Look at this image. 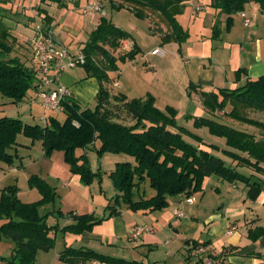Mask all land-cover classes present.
<instances>
[{"label":"trees","instance_id":"16d2710c","mask_svg":"<svg viewBox=\"0 0 264 264\" xmlns=\"http://www.w3.org/2000/svg\"><path fill=\"white\" fill-rule=\"evenodd\" d=\"M40 1L64 6L63 0ZM108 1L112 9L128 8L137 17L149 18L152 22L151 30L153 33L159 32L164 42L181 43L187 36L178 16L190 0ZM210 1L220 14L228 16L230 23L233 15L244 11L250 2L259 4L264 10V0ZM7 2L8 0H0V107L4 104V97L9 98L10 103H20L28 99L29 89L39 91L41 87L38 70L34 66H28L27 60H23L21 56L4 58L5 54L15 50L14 44L19 41L5 19L8 17L5 15L7 8L3 5ZM39 9L44 18V25L40 30L52 29L50 24L54 18L46 8L40 6ZM218 30L216 27V32ZM130 37V32L102 15L81 49L86 58L83 66L87 75L95 77L99 82L96 104L93 107L84 106L72 97L66 98L62 110L66 114L65 119L60 121L56 116L50 115L46 117L44 124L25 122L19 117L1 116L0 162L13 164L20 157L14 150L18 144V136L22 134L33 142L41 140L47 155L55 150L63 151L70 170L78 173L81 180L89 184L96 175L91 168L89 149H94L97 154L108 151L127 154L134 161L117 162L110 174L117 191L106 206L110 216L119 214L124 205L131 211L164 210L169 206L171 197L194 196L202 190L205 178L213 175L230 183H244L248 188L247 198L255 200L263 189L264 181V123L249 117L246 111L264 112V75L248 77L244 84L236 88L205 92L204 101L210 112L215 114L222 111L227 117L254 125L263 132L257 136L232 126L226 120L195 116V127H207L212 134L225 138L226 147L221 148L179 125L174 111L161 109L150 93L134 97L120 91L113 95L110 93L109 81H113L111 75L121 70L119 61L135 58L139 53L137 45L119 53ZM31 58L30 55L29 62ZM240 75L239 71L237 76ZM227 106L230 107L229 111L225 110ZM122 111L124 114L120 113ZM185 135L195 137L199 144L189 141ZM215 150H221L236 163L228 162ZM242 168H250L251 173L243 172ZM146 180L150 182L153 193L150 196L139 194L137 197L139 186ZM29 181L31 186L37 187L41 192L40 200L24 201L17 184L0 188V240L7 236L14 241L11 255L1 257L9 264H34L38 252L49 251L56 242L53 230L58 225L49 224L47 214H41L39 208L53 201L57 192L37 174H32ZM67 216L73 222L64 229H72L76 233L90 230L105 219L73 211ZM248 235L253 240L260 238L264 236V227L250 229ZM59 259L70 264H89L93 261L109 264H153L108 255L87 247L72 246H66L59 253Z\"/></svg>","mask_w":264,"mask_h":264},{"label":"rangeland","instance_id":"374dc122","mask_svg":"<svg viewBox=\"0 0 264 264\" xmlns=\"http://www.w3.org/2000/svg\"><path fill=\"white\" fill-rule=\"evenodd\" d=\"M196 1L203 4L200 10H196L192 5ZM63 3L64 6L55 2L43 3L40 0H8L3 5L7 8L5 15L8 17L5 19L20 42L17 41L18 43L14 44L15 50L10 54H5L4 58L21 56L23 60L28 61V66H34L38 70L39 77H41L38 64L32 61V58L29 62V56L33 51L32 39L34 35L41 32L40 27L44 25L40 6L46 8L54 18L50 28L53 30L55 41L72 57L81 54V49L88 40L90 32L103 15L131 33V37L124 43L119 53L130 50L133 45H137L140 49L135 58L119 61L121 70L118 73L113 72L111 75L113 81H109L112 95L117 91L129 97L146 96L150 93L155 97L161 109L167 112L174 111L179 125L202 136L204 141L216 143L221 148L226 147L225 138L212 134L207 127H195V116L204 115L226 120L232 126L255 133L257 136L263 133L260 128L231 119L222 111L215 114L210 112L204 101L205 92L232 89L245 82L240 83L237 76L239 71L241 75H245L247 72L245 65H237V69L231 71L234 67L230 65L226 41L241 46L243 49L241 59L244 64L248 61L252 62L259 56L263 57L264 11L259 4L250 2L246 5L244 10L252 20L250 26L246 27L241 12L234 14L230 23L228 16L224 13L220 14L210 0H190L178 18L187 32L185 40L179 43L177 41L164 42L159 32L153 33L151 30L152 22L149 18L137 17L128 8L112 9L108 0H63ZM94 3H97L100 9L85 10ZM259 20L263 22V25L256 29L255 23ZM216 27L219 28L218 32H216ZM83 64L68 67L65 70L68 73L67 77L75 78L79 83L83 82L87 76ZM150 66L155 69H149ZM28 95V99L20 103H10V99L4 97V104L0 107V117H19L25 122L40 124H44L40 119L43 114L45 116L54 115L60 121L65 119L66 114L62 111H46L40 98L38 97L39 100L36 98L34 88L29 89ZM95 104L96 97L88 103L90 107ZM229 109L230 107L227 106L225 110L229 111ZM246 112L249 117L264 123L263 111L247 110ZM120 113L124 114L123 111ZM185 137L199 144L195 137L188 135ZM14 151L20 157L16 158L13 164L0 162V188L8 184H17L24 201H38L42 198V194L37 187L31 186L29 181L32 174H37L57 192L53 201L39 208L41 214H47L49 224H59V229L54 233L55 246L49 251H39L34 264H70L60 260L59 253L66 246L95 249L94 246L88 244L103 247L104 252L113 256L140 261L149 259L153 264H193L196 260V255L193 256L192 251L203 245L199 244V241L193 242L189 251L184 249L185 242H182L183 248L175 247L170 252V247L178 243L175 241L176 238L171 240L170 236L173 235H166L170 245L162 243L158 247L151 248L147 245H139L138 240L126 238L121 239L116 245L115 242L114 244H103L100 241L97 244L98 240L93 235H78L79 233L72 229H64L65 224L69 222L67 214L70 211L80 214L94 215L96 213L94 216H101L106 206L117 194L110 177L111 172L116 168L118 161H134L133 157L109 151L97 154L94 149H89L91 168L96 175L89 184H86L78 173L70 170L63 151L55 150L51 155H47L43 150L41 140L33 142L30 138L20 134ZM215 152L228 162L236 163L224 155L221 150H215ZM242 171L251 173L250 168H242ZM151 190L148 180L142 182L141 193L149 195ZM112 194H114L113 197ZM138 194L139 192L136 193L137 197ZM69 224L71 223L67 225ZM67 232L69 234L65 235L64 233ZM13 246L12 238L7 236L1 238L0 264H9L1 257L10 256ZM188 255L193 257V260H189Z\"/></svg>","mask_w":264,"mask_h":264},{"label":"crops","instance_id":"0c3cea01","mask_svg":"<svg viewBox=\"0 0 264 264\" xmlns=\"http://www.w3.org/2000/svg\"><path fill=\"white\" fill-rule=\"evenodd\" d=\"M262 25L263 22L260 20L255 23L256 29L261 28ZM247 32L248 30L244 33L247 34ZM208 43L211 44L210 41ZM226 46L227 51H229L230 65L234 67L231 71L237 69V65H245L244 67L247 68L245 75L238 76L240 83L246 81L248 77L257 78L264 75V55L244 64L241 59L243 52L241 46L228 41H226ZM31 57L33 58V51H31ZM148 68L155 69L153 66ZM67 75V71L62 72L58 77V82L70 88L71 97L74 100L82 105H88L89 101L97 95L98 80L87 75L85 80L79 83L75 78L69 79ZM36 91V98L39 100ZM44 116L43 114L40 118L43 122L42 117ZM247 190L248 188L242 182L230 183L215 175L209 176L205 178L202 190L194 195L196 201L193 204L183 201L186 196L177 195L171 197L169 206L161 211H131L126 209L124 205L119 214L110 216V211L106 208L101 216L97 217L105 218L102 222L78 235H93L98 240L97 244L100 242L114 244L115 242L116 245V243H120L121 239L134 240L129 237V232L134 225L150 224L155 227V231L144 233L138 239L139 245H147L151 248H154L153 246L158 247L162 243L170 245L166 235H173L170 236L171 240L176 238L175 241L178 243L176 246L170 247V252L175 247L178 249V247L183 248V246L189 251L191 244L199 241V244L206 246L205 255H212L215 259L228 264H264V236L253 240L248 235L250 229L259 226L264 227V181L263 189L255 200L247 198ZM138 192L139 194H146L141 193V185ZM152 193L153 189L149 196ZM177 208L184 211L183 217L175 215ZM68 221L65 225L72 223L73 219L68 217ZM57 225L59 224L57 223ZM57 229L59 228L53 230V235ZM64 234L68 235L69 233ZM182 242H185L183 246H181ZM88 245H92L95 250L107 254L103 247ZM195 258L193 264L197 262L199 256H195ZM188 259L193 260V257L188 255ZM143 261L150 263L149 259ZM89 264L106 263L93 261Z\"/></svg>","mask_w":264,"mask_h":264},{"label":"built area","instance_id":"2783aa9c","mask_svg":"<svg viewBox=\"0 0 264 264\" xmlns=\"http://www.w3.org/2000/svg\"><path fill=\"white\" fill-rule=\"evenodd\" d=\"M192 5L196 10H200L203 7L200 1L193 2ZM94 9H100V6L94 3L85 10ZM241 15L244 17L245 24L249 25L251 23V18L247 16L245 11H241ZM40 31L41 32L36 36L34 35L32 39L34 61L38 64L41 72V87L38 91V97L46 111H62L63 101L71 97L72 93L68 86L58 82V77L68 67L72 68L78 64L85 63L86 58L82 53L77 57L70 56L68 51L55 41L52 29ZM42 119L46 120V117L44 116ZM183 201L188 204H193L196 201V197L193 195L186 196ZM175 215L183 217L185 213L181 208H177L175 210ZM154 231L155 227L153 225L136 224L130 230L129 237L138 240L144 233ZM205 247L204 245H200L193 249L192 253L199 256L196 264H228L214 257L204 255L206 252Z\"/></svg>","mask_w":264,"mask_h":264}]
</instances>
